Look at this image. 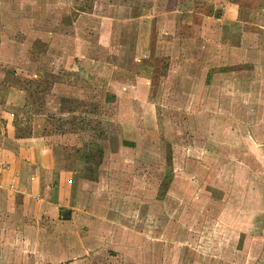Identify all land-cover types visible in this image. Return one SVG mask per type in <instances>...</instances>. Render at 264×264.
I'll list each match as a JSON object with an SVG mask.
<instances>
[{
  "label": "rangeland",
  "instance_id": "rangeland-1",
  "mask_svg": "<svg viewBox=\"0 0 264 264\" xmlns=\"http://www.w3.org/2000/svg\"><path fill=\"white\" fill-rule=\"evenodd\" d=\"M192 1L0 0V150L13 147L7 122L53 148L80 211L112 221L99 264H264V67L210 70L207 40L183 51L186 11L210 5ZM137 15L155 18L128 22ZM117 82L137 87L118 98ZM18 217L0 210V264H45L23 236L31 219Z\"/></svg>",
  "mask_w": 264,
  "mask_h": 264
},
{
  "label": "crops",
  "instance_id": "crops-1",
  "mask_svg": "<svg viewBox=\"0 0 264 264\" xmlns=\"http://www.w3.org/2000/svg\"><path fill=\"white\" fill-rule=\"evenodd\" d=\"M207 2H209V6H212L211 9L220 5L221 12H214L207 6L208 10L199 13V17H196L193 11H186L190 13L188 16L190 24H187V29L189 36L191 34L192 37L186 36L189 38L186 40L189 41L187 49L183 46V51L189 50L191 42L195 39L207 40L209 49L206 52L210 53L209 56L215 55L212 60L208 61L207 67L210 70H215L219 68L218 66H233L235 59L243 61L244 64L252 63L264 67V40L262 39L264 38V0H248L246 6H240L239 1L230 0H207ZM255 2H258L257 14L253 16L252 13L249 17H245L244 10L250 13V9L247 7L248 3L249 7L252 8ZM182 17H184L183 14ZM147 18L153 21L155 16L142 17L137 15L127 20H129L128 22L136 23L137 21L139 23L140 20L149 21ZM160 19H162L161 24L163 26L161 32H164V26L166 25L165 29H167L172 19H168L166 15H161ZM234 24L235 29L241 28L239 35L241 40L237 45L228 42L229 27L234 28ZM153 26V22H151L142 28L145 33L144 38L149 37L147 51H143L145 57L152 54L150 49L151 35L154 31L156 32ZM178 30H181L178 40L184 42L186 37L183 34V29ZM139 32L138 27L135 36L132 38L134 45L137 43ZM249 41L258 43L259 48L256 46L257 49H253L246 46L245 43ZM161 43H163L162 39ZM160 50L162 51V47ZM73 60L77 61L79 57L74 55ZM134 62H137L136 58ZM75 66L79 70L82 68L86 77L84 80L90 81L89 69L84 64L76 63ZM66 68L70 70L69 65ZM226 79L223 77L219 81H212L211 87L216 83L224 82ZM136 82L132 85L115 83L118 84L115 96L119 98V94L125 96L126 92L134 93V91L129 92V90H131L130 87L133 89L137 87L135 86ZM8 125L10 122L6 124V132L8 138L13 142V147L0 150V195H4L0 197V210H5L8 215L16 214L19 216L18 218L29 217L31 219V222L24 225L23 229V236L25 233L26 236L30 237L29 242H33L31 246L33 251H30L31 257H41L40 248L42 247L43 259L46 260L45 264H99L98 260L101 259L96 254L104 249V242L112 237L109 235L111 227L108 225L106 238L104 231L107 228H104V224L106 222L112 224V221L107 219L106 215L104 221V215L101 211L97 213L87 209V211H80L78 208V191L75 192L74 183L71 182L72 178L68 177V172L57 165L53 148L35 136L16 137L15 130H11ZM68 179L71 181L69 182ZM96 193L97 199L101 200L99 193L93 192L94 195ZM81 194L79 193V195ZM10 231L14 230L11 229ZM25 252L28 251L24 250L23 254Z\"/></svg>",
  "mask_w": 264,
  "mask_h": 264
},
{
  "label": "water",
  "instance_id": "water-1",
  "mask_svg": "<svg viewBox=\"0 0 264 264\" xmlns=\"http://www.w3.org/2000/svg\"><path fill=\"white\" fill-rule=\"evenodd\" d=\"M79 74L81 75V77H82L83 79H86V77H85V73H84V71L82 70V68H80V70H79Z\"/></svg>",
  "mask_w": 264,
  "mask_h": 264
}]
</instances>
